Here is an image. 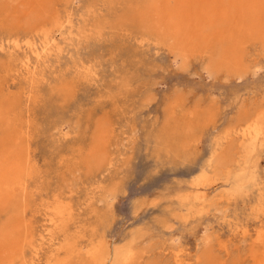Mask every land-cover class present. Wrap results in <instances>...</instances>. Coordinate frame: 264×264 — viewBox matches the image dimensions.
Segmentation results:
<instances>
[{
    "label": "rangeland",
    "instance_id": "374dc122",
    "mask_svg": "<svg viewBox=\"0 0 264 264\" xmlns=\"http://www.w3.org/2000/svg\"><path fill=\"white\" fill-rule=\"evenodd\" d=\"M142 1L58 2L60 20L69 24L53 31L57 48L37 61L34 76L5 74L7 53L0 51V88L18 97L31 172L23 219L38 235L55 198L69 201L73 210L72 224L42 246L37 262L66 236L83 234L81 251L100 240L119 245L136 239L139 247L153 244L164 264H173L177 249L195 262L206 236L220 262L247 264L253 234L264 222L262 212L252 211L264 208L256 187H264V132L252 146L227 133L231 122L241 123L242 115L264 105V49L245 47V74L238 79L224 70L209 73L204 52L182 62L167 41L114 24L121 9ZM59 86L67 95L52 92ZM100 131L105 139L98 145ZM219 152L227 156H214ZM94 153L99 158L87 165ZM254 172L256 182L230 194L235 174ZM201 193L214 207L195 205ZM5 218L0 214V223ZM242 227L245 237L238 233Z\"/></svg>",
    "mask_w": 264,
    "mask_h": 264
},
{
    "label": "bare ground",
    "instance_id": "6f19581e",
    "mask_svg": "<svg viewBox=\"0 0 264 264\" xmlns=\"http://www.w3.org/2000/svg\"><path fill=\"white\" fill-rule=\"evenodd\" d=\"M60 1L66 4L71 2V0H0V51L6 50L7 53L6 60L2 63L6 69L5 74L15 71L22 72L26 76H34L37 61L44 59L57 48L53 31H59L65 22L69 24V20L61 21L57 13V3ZM116 17L114 21L116 26L129 24L135 31L142 29L158 37L163 43L167 41L182 62L190 56L204 52L209 73L224 70L230 72L229 74L234 75L236 79L245 74L243 64L245 47L259 45L264 49V0H146L141 4L132 3L124 10L121 9ZM35 37H39L38 41H35ZM29 55L33 56L36 63L31 61ZM63 88L64 86H59L52 92H56L55 95H67L66 88ZM16 109H18V97L9 95L8 92L3 93L0 88V214L4 213L6 216L0 223V264H164L158 259L160 254L154 253L153 244L139 247L135 244L136 239H126L128 241L119 245H111L109 241L100 240L85 251H81L80 241L84 237L83 234L66 236L59 245L55 248L53 246L54 251L51 254L48 256L45 254L43 263L37 262L42 246L46 242L52 244L55 240L54 236L65 233L66 228L72 224L73 210L69 201L55 198L46 206L42 229L38 235L31 225L24 221L23 214L27 207L26 183L31 172L22 145V142L25 143V131L21 130L20 117ZM250 111L242 115L239 120L241 123L236 125L235 121L231 122L232 130L227 136L232 137V140L247 138L252 146V141L264 132V105L259 103ZM97 139L98 145L102 144L105 139L104 132L100 131ZM214 156H227V154L219 152ZM96 157L99 158V154L89 156L87 165H92ZM225 177V181L229 182L231 177L228 173ZM257 177L258 172L247 176L235 174L232 177L230 194H238L242 191L245 182H256ZM256 187L260 201L264 198V187ZM194 200L195 205L201 210L214 207L205 193L195 196ZM252 211L262 212L264 215L263 207ZM238 233L245 237L246 228ZM27 250L31 254L29 260L24 256ZM177 250L173 249L172 252L173 264H226L217 258L213 245L206 236L201 238L197 246L196 260L193 263L183 259L184 255ZM245 260L248 261L247 264H264V222L256 228L251 249Z\"/></svg>",
    "mask_w": 264,
    "mask_h": 264
}]
</instances>
